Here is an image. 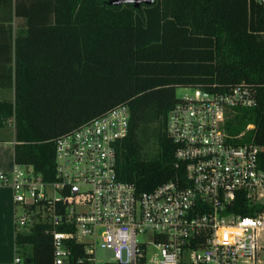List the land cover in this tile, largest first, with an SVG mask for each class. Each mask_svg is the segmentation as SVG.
I'll return each instance as SVG.
<instances>
[{
	"label": "trees",
	"instance_id": "1",
	"mask_svg": "<svg viewBox=\"0 0 264 264\" xmlns=\"http://www.w3.org/2000/svg\"><path fill=\"white\" fill-rule=\"evenodd\" d=\"M0 0V127L14 119L15 163L55 178V140L126 103L130 128L117 144L121 180L149 191L184 174L165 126L178 87L222 89L247 81L258 102L238 107L231 135L264 148V5L258 0ZM16 19L24 23L15 28ZM216 89V87H215ZM264 161V150L261 152ZM247 214V212H245ZM48 225L17 232L28 264H53ZM22 249V251H20ZM66 264H77L71 258Z\"/></svg>",
	"mask_w": 264,
	"mask_h": 264
},
{
	"label": "built area",
	"instance_id": "2",
	"mask_svg": "<svg viewBox=\"0 0 264 264\" xmlns=\"http://www.w3.org/2000/svg\"><path fill=\"white\" fill-rule=\"evenodd\" d=\"M213 87H196L169 110L165 130L185 172L152 190L118 176L126 103L55 140L54 179L26 164L2 172L18 232L48 225L53 264L73 256L77 264H264V148L245 139L254 124L237 135L227 129L236 108L257 105V87Z\"/></svg>",
	"mask_w": 264,
	"mask_h": 264
},
{
	"label": "crops",
	"instance_id": "3",
	"mask_svg": "<svg viewBox=\"0 0 264 264\" xmlns=\"http://www.w3.org/2000/svg\"><path fill=\"white\" fill-rule=\"evenodd\" d=\"M13 98L12 89H0V100ZM9 124L0 127V174L10 172L16 164L14 158L18 141L15 127ZM14 214L13 190L0 181V264H14L15 258L21 256L16 246L18 227L15 224ZM25 249L30 252V248L25 247Z\"/></svg>",
	"mask_w": 264,
	"mask_h": 264
},
{
	"label": "rangeland",
	"instance_id": "4",
	"mask_svg": "<svg viewBox=\"0 0 264 264\" xmlns=\"http://www.w3.org/2000/svg\"><path fill=\"white\" fill-rule=\"evenodd\" d=\"M115 4V2H112ZM24 23V21L22 19H16L15 21V28L18 29L20 27V25H22ZM196 90L197 88L196 87H178L177 88V96L178 97H182V96H185V95H188V96H193L195 95L196 93ZM9 123H11V126H14L15 127V123H14V119L13 118H10L9 121L6 123V125H10ZM11 131L12 128H9ZM21 211V210H19ZM28 248V247H27ZM28 253V250L25 249L24 250V253L21 254L22 258H23V262L21 264H28L26 261H25V255Z\"/></svg>",
	"mask_w": 264,
	"mask_h": 264
},
{
	"label": "water",
	"instance_id": "5",
	"mask_svg": "<svg viewBox=\"0 0 264 264\" xmlns=\"http://www.w3.org/2000/svg\"><path fill=\"white\" fill-rule=\"evenodd\" d=\"M112 2H115V4L134 3V5L138 7L142 3L152 4L154 0H115ZM263 5H264V0H263Z\"/></svg>",
	"mask_w": 264,
	"mask_h": 264
}]
</instances>
